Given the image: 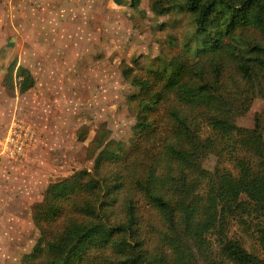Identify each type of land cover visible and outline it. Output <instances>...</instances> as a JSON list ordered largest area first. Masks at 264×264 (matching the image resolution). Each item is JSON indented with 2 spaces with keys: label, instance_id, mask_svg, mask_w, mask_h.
Segmentation results:
<instances>
[{
  "label": "trees",
  "instance_id": "16d2710c",
  "mask_svg": "<svg viewBox=\"0 0 264 264\" xmlns=\"http://www.w3.org/2000/svg\"><path fill=\"white\" fill-rule=\"evenodd\" d=\"M112 1L135 7L141 0ZM152 8L190 13L194 44L159 56L145 76L123 69L138 87L129 95L139 106L132 127L137 139L128 145L108 140L94 173L73 170L45 187L32 206L41 236L21 264H264L263 256L228 233L232 219H260L264 249V124L258 114L252 127L235 123L236 113L248 107L247 96L236 106L220 78L228 64L246 79L264 76V0H152ZM246 29L260 36L247 39ZM3 81L24 92L34 77L12 59ZM158 107L164 110L160 128L153 116ZM204 126L210 133L203 134ZM223 152L236 172L203 167L209 153ZM126 158V171L101 173L100 166ZM136 193L159 215L152 250L140 233ZM61 216L60 230L49 232L48 224Z\"/></svg>",
  "mask_w": 264,
  "mask_h": 264
},
{
  "label": "rangeland",
  "instance_id": "374dc122",
  "mask_svg": "<svg viewBox=\"0 0 264 264\" xmlns=\"http://www.w3.org/2000/svg\"><path fill=\"white\" fill-rule=\"evenodd\" d=\"M42 6L41 0H0V31L5 34L7 24H11L24 37L26 28L35 25L33 16L43 19L51 14ZM71 7V22L68 17L63 21L66 30H73L71 42L65 43L69 41L67 33L57 38L60 45L67 46L14 51L12 59L26 66L34 77L29 89L19 92L5 85L6 70L0 67V136L13 116L25 118L36 129V139L23 156L14 160L0 157V264H21L23 254L41 236L32 219V206L50 182L73 170L85 168L94 173L95 158L108 140L128 145L137 139L132 127L139 106L129 95L138 87L124 77L123 69L131 66L132 74L145 76L146 66L159 62V56L163 59L183 52L184 43L195 42L190 13L175 9L160 13L152 8V0H141L135 7L116 5L112 0H73ZM30 34L34 40L40 39ZM245 34L247 39L260 36L251 29ZM18 40L21 42V37ZM225 68L220 77L225 95L236 106L247 96L248 107L236 113L235 123L252 127L258 114L264 124V76L250 80L239 76L232 65ZM155 110L151 113L160 128L164 110ZM203 130V134L210 133L206 126ZM230 157L227 152L209 153L202 165L209 170L218 166L236 172ZM128 165L126 158L105 163L100 171L124 172ZM133 197L144 245L152 250L157 245L159 215L139 193ZM64 218L50 222L48 231L58 232ZM259 220L248 219L242 224L232 219L228 233L249 251L264 257L257 235ZM33 264H40L39 260Z\"/></svg>",
  "mask_w": 264,
  "mask_h": 264
},
{
  "label": "crops",
  "instance_id": "0c3cea01",
  "mask_svg": "<svg viewBox=\"0 0 264 264\" xmlns=\"http://www.w3.org/2000/svg\"><path fill=\"white\" fill-rule=\"evenodd\" d=\"M41 2L43 5L42 7H46V8L48 7L49 10H51V14H47V16L43 17V19L41 16H33L31 20L35 22V25L32 28H26V35L24 37L19 35L17 28L13 27V25L11 24L10 25L7 24L4 31L5 34H3V31H0V33H2V35L0 34V67L2 68V70H4V68L6 70L8 64L12 59V55L14 51L16 52L17 48L24 47L28 51L31 49H46L52 47V45L54 44L59 45L61 47H65L67 46V44L60 45L57 42V38L63 33L68 34L69 41L65 43L71 42L72 39L71 31L73 33V30L71 31L69 29L66 30L63 21H65L64 19L68 17L71 22V9H72L71 2H73V0H41ZM66 5H68V8L66 7ZM72 17L73 18L75 17L74 13L72 14ZM47 18L51 19V22ZM29 33L38 35L40 39L34 40L31 36L27 35ZM22 34L24 33L22 32ZM19 37H21L22 40L21 42L18 40ZM23 39H25V41H23ZM72 41L75 42V40ZM8 122L9 120L6 123L4 130H6ZM7 159L14 160L16 158L12 159L10 157H7Z\"/></svg>",
  "mask_w": 264,
  "mask_h": 264
},
{
  "label": "built area",
  "instance_id": "2783aa9c",
  "mask_svg": "<svg viewBox=\"0 0 264 264\" xmlns=\"http://www.w3.org/2000/svg\"><path fill=\"white\" fill-rule=\"evenodd\" d=\"M36 139V129L25 118L13 116L0 136V157L23 156Z\"/></svg>",
  "mask_w": 264,
  "mask_h": 264
}]
</instances>
